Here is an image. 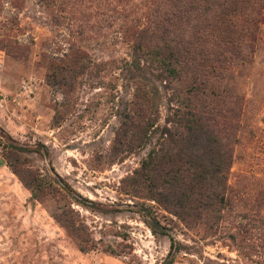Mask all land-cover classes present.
<instances>
[{"label":"rangeland","instance_id":"374dc122","mask_svg":"<svg viewBox=\"0 0 264 264\" xmlns=\"http://www.w3.org/2000/svg\"><path fill=\"white\" fill-rule=\"evenodd\" d=\"M175 5L185 21L157 16ZM190 37L209 60L162 53L181 71L166 82L159 53ZM193 78L212 86L232 158L224 201L184 222L168 180L142 172L165 140L175 153ZM135 97L155 121L123 136ZM0 264H264V0H0Z\"/></svg>","mask_w":264,"mask_h":264},{"label":"trees","instance_id":"16d2710c","mask_svg":"<svg viewBox=\"0 0 264 264\" xmlns=\"http://www.w3.org/2000/svg\"><path fill=\"white\" fill-rule=\"evenodd\" d=\"M153 5L154 3H151L148 10ZM175 6L182 10H176L179 14L160 11L157 16L164 21H171L172 18H176L180 22L185 21L187 10L184 9H186V5ZM156 10L158 11V7ZM131 41L130 50L133 59L140 61L149 54L146 42L135 38H132ZM200 47L201 42L197 38L190 37L184 41L182 46L180 45L179 49L168 45L165 47V51L159 53L161 55L157 63L159 69L168 74L166 82H175L181 71H177L176 67H180V65L172 57H164L162 53H167L169 56L173 49L178 53L182 52L186 55L187 62L192 64V68L199 71L204 62L209 60V55L202 51L199 52L198 48ZM71 52L75 57L80 50L75 48L71 49ZM213 56L215 58V55ZM215 60L217 59L215 58ZM72 63L73 67L82 70L83 63L81 61L73 59ZM173 65L176 67H172ZM190 74L192 77H198L194 71H190ZM185 93L189 97L190 103L184 104L182 100L178 101V106L172 115L175 131L171 135L173 139L169 143L173 145L175 153L169 150L171 146L165 147L167 144V140H165L161 150L153 153L145 164L143 169L146 172H142L143 178L150 182L160 178L168 180L165 183L167 194L164 196V204L171 213L184 222L189 218L187 212L193 216V213L198 210L213 209L214 205L224 201L227 169L230 167L232 158L230 145L222 143L221 132L217 130L219 127L217 117L219 118V116L209 102L214 97L212 86L203 79L193 78L190 80V89H186ZM135 100L126 117L128 123L122 125L123 136L128 133L141 134L149 130L155 121L151 117L152 115H148L149 112L154 114L152 110L149 111L145 108V106H149L148 101L145 99L142 101L139 97H135ZM55 218L64 224L70 234L76 233L77 229L72 225L71 220ZM80 250L86 251L87 249L80 245Z\"/></svg>","mask_w":264,"mask_h":264}]
</instances>
